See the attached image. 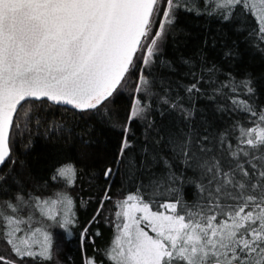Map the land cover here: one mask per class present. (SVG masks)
Returning <instances> with one entry per match:
<instances>
[{"label": "snow or ice", "instance_id": "6c2138e0", "mask_svg": "<svg viewBox=\"0 0 264 264\" xmlns=\"http://www.w3.org/2000/svg\"><path fill=\"white\" fill-rule=\"evenodd\" d=\"M162 2L0 0V165L10 160L11 131L17 126L14 118L21 110L28 115L30 109L24 107L28 102L47 101L81 112L96 110L113 96L131 71H138L136 93L147 91L149 81L144 73L158 54L167 27L174 23L176 11L183 6L182 0H166L163 19L153 35ZM209 3L225 21L240 8L241 15L253 16L257 31L264 35V0H259V12L251 0ZM242 84L249 94L254 93L250 79ZM229 87L236 93L229 84L214 92ZM185 91L198 93V83ZM230 99L236 110L257 118L251 127L233 126L238 132L235 144L230 142L231 133H219L210 139L205 131L201 136L191 125L193 108H184L179 97L171 104L162 98L165 105L178 111L185 125L175 134L169 132L165 144L187 170L198 174L197 197L192 203L181 198L173 186L178 177L169 158L153 157L165 169L159 176L152 173L146 160L142 161L140 170L150 173L147 186L142 179L136 192L116 202L117 234L106 253L113 264H264V109L257 111L238 96ZM148 107L139 96L133 100L122 126L116 165L124 162L132 147L130 123ZM165 114L160 113L162 117ZM114 170L107 167L105 179ZM58 178L72 186L76 169L71 164L58 167L52 179ZM148 189L158 197L146 199L143 191ZM57 196L62 199L37 196L33 207L48 220L62 217L60 226L67 228L75 223L73 201L66 194ZM108 199L111 197L106 190L97 215ZM16 200L24 202L20 196ZM61 206L66 209L61 210ZM45 207L47 212L42 211ZM21 211L19 204L10 201L0 204V237L21 261L51 260L50 234L40 226L34 227L31 216L20 215ZM87 231L86 227L82 240ZM0 264L15 262L0 255ZM85 264H96L95 258H88Z\"/></svg>", "mask_w": 264, "mask_h": 264}, {"label": "trees", "instance_id": "16d2710c", "mask_svg": "<svg viewBox=\"0 0 264 264\" xmlns=\"http://www.w3.org/2000/svg\"><path fill=\"white\" fill-rule=\"evenodd\" d=\"M182 4L174 23L160 40L158 54L144 73L149 81L146 92L136 93L138 71H131L113 96L96 110L81 112L67 105L30 101L24 106L30 109L28 115L21 110L15 117L11 157L0 165V201L17 203L16 197L20 196L34 205L37 196L48 199L66 194L74 203L75 223L67 228L53 225L52 220L34 208L39 224L51 234V260L21 261L2 237L0 255L15 264H85L93 257L100 264H113L106 253L114 235L116 202L136 192L142 179L147 186L150 173L140 170L142 161L146 160L157 176L165 171L162 164L153 160L157 155L169 158L178 177L173 186L182 199L192 203L197 197L198 174L187 170L165 144L169 132L175 134L176 129L185 125L178 111L165 105L162 98L171 104L179 97L184 108H193V130L201 136L207 131L210 139L219 133H231L230 142L235 144L238 132L233 131V126H253L252 121L257 118L236 110L230 98L238 96L248 100L255 110L264 109V35L257 31L255 19L252 15H241V9L237 8L235 16L225 21L209 0H182ZM165 6L163 0L157 19ZM136 63L139 67L140 62ZM213 67L215 70L209 73L208 69ZM247 79L252 81L255 90L252 94L243 87L242 82ZM192 83H198V93L185 91ZM223 84L235 87L236 93L230 87L214 92ZM137 96L149 107L130 123L132 147L127 150L124 162L116 165L122 126ZM161 111L166 113L163 117ZM67 164L73 165L77 173L72 186L61 178L52 179L56 169ZM107 167L115 169L109 179L103 174ZM106 190L111 199L104 201L97 215ZM143 195L148 199L159 194L154 197L148 189ZM86 227L88 231L82 240Z\"/></svg>", "mask_w": 264, "mask_h": 264}, {"label": "rangeland", "instance_id": "374dc122", "mask_svg": "<svg viewBox=\"0 0 264 264\" xmlns=\"http://www.w3.org/2000/svg\"><path fill=\"white\" fill-rule=\"evenodd\" d=\"M251 2H252L253 4L256 5L258 12L262 10V9H261V6H260V4H259V0H251ZM162 4H163V2L161 3L160 6H162ZM165 7H166V6H165ZM161 19H163V13H162V16H161L160 18H158V19H157V17L155 18V23L153 24V27H152V34H153V35L155 34V32L157 31V29L159 28V21H160ZM145 43H147V41H145ZM159 43H160V41H159ZM57 198H58V199H62V197H57ZM23 201H24V202H17V203H16V202H12V203H14V204H19L20 208L22 209V211L20 212V215H23V216H25V217L31 216V218H32V222H33V226H34V227H35V226H40V227H42L43 229L46 230V228H45L44 226H42V225L39 224V220H38L39 217H37V216L35 215V213L33 212L34 207H33L32 203H31L30 201L25 200L24 198H23ZM25 202H26V203H25ZM3 203H4V202L0 201V204H3ZM65 209H66V206H61V210H65ZM10 210H11V209H7V212H8L9 214H11ZM29 210H30V211H29ZM31 210H32V211H31ZM56 210H57V209H52V211H56ZM114 210H115V213H116L117 208H115ZM153 210H155V208H154ZM42 211L47 212V211H48V208L45 207L44 209H42ZM72 211L75 212L74 203L72 204ZM115 213H114V220H115V223H114V235H113V237H112V241H111V244H110L108 250H109L110 247L112 246V242H113V240H114V237H115V235L117 234L116 224L119 223V221L117 220V217H116ZM61 220H62V217L58 216L56 220H52V221H53L52 223H53V225H59ZM142 226H143V225H142ZM145 230H146V231H149V234H150V235H154L153 233H151V231H150L149 229L146 228ZM49 234H50V233H49ZM50 236H51V234H50ZM109 260H110V259H109ZM110 261H111V260H110ZM111 262H112V261H111ZM112 263H113V262H112ZM96 264H100V263L96 262Z\"/></svg>", "mask_w": 264, "mask_h": 264}, {"label": "water", "instance_id": "95a60500", "mask_svg": "<svg viewBox=\"0 0 264 264\" xmlns=\"http://www.w3.org/2000/svg\"><path fill=\"white\" fill-rule=\"evenodd\" d=\"M15 119V118H14Z\"/></svg>", "mask_w": 264, "mask_h": 264}]
</instances>
